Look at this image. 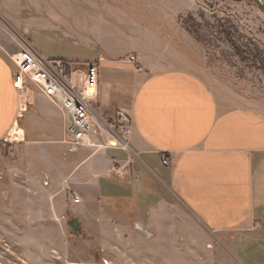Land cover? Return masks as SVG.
<instances>
[{
    "label": "crops",
    "instance_id": "obj_1",
    "mask_svg": "<svg viewBox=\"0 0 264 264\" xmlns=\"http://www.w3.org/2000/svg\"><path fill=\"white\" fill-rule=\"evenodd\" d=\"M72 5L83 7L87 21L97 20L96 8L88 9L97 0H35V32H54L62 43L86 49L47 58L28 39L32 31L26 38L9 28V9L20 11L21 0H0V169H13L5 158L12 144L35 164V230L48 232L68 213L100 245L135 236L167 244L178 230L202 229L220 236L241 264H264V110L218 95L185 53L156 34L132 44L138 69L109 54L103 37L68 32L57 22ZM22 46L66 61L78 83L87 65L97 63L94 108L108 117L119 109L132 116L131 151L72 148L59 105L36 87L21 94L14 86L11 55Z\"/></svg>",
    "mask_w": 264,
    "mask_h": 264
},
{
    "label": "rangeland",
    "instance_id": "obj_2",
    "mask_svg": "<svg viewBox=\"0 0 264 264\" xmlns=\"http://www.w3.org/2000/svg\"><path fill=\"white\" fill-rule=\"evenodd\" d=\"M90 8H96L97 20L87 21L83 7L72 5L57 24L96 40L103 37L107 52L125 60L137 55L132 44L150 42L156 34L185 53L218 95L264 110V11L254 0H97ZM9 14V28L26 38L32 31L28 39L47 58H73L86 50L62 43L57 33L35 32V0H21L20 11L9 9ZM11 146L5 158L13 169H0V264H241L220 236L202 229L178 230V239L174 233L167 244L135 236L100 245L87 230L74 235L69 221L75 217L68 213L48 224V232L35 230V164Z\"/></svg>",
    "mask_w": 264,
    "mask_h": 264
},
{
    "label": "built area",
    "instance_id": "obj_3",
    "mask_svg": "<svg viewBox=\"0 0 264 264\" xmlns=\"http://www.w3.org/2000/svg\"><path fill=\"white\" fill-rule=\"evenodd\" d=\"M12 60L18 67L14 86L19 93L29 87H36L43 95L57 103L65 116L66 140L76 149L90 147L101 150L107 147L131 151L133 133L132 116L122 109L112 117L100 115L94 108L98 97L99 67L89 64L83 72L82 82L78 84L76 71L61 59H45L28 46L14 52ZM103 56L99 55V61ZM129 61L138 69V55H131ZM27 101L20 104V112L26 111ZM163 163L168 164L167 158ZM74 197V202H79Z\"/></svg>",
    "mask_w": 264,
    "mask_h": 264
},
{
    "label": "water",
    "instance_id": "obj_4",
    "mask_svg": "<svg viewBox=\"0 0 264 264\" xmlns=\"http://www.w3.org/2000/svg\"><path fill=\"white\" fill-rule=\"evenodd\" d=\"M254 2L258 5V7L264 11V1L263 0H254ZM69 226L72 228L74 235L79 234V223L76 219L69 221Z\"/></svg>",
    "mask_w": 264,
    "mask_h": 264
},
{
    "label": "bare ground",
    "instance_id": "obj_5",
    "mask_svg": "<svg viewBox=\"0 0 264 264\" xmlns=\"http://www.w3.org/2000/svg\"><path fill=\"white\" fill-rule=\"evenodd\" d=\"M78 81H79V83H78V84H80V83H81V81H82V79H81V78H80V79L78 78ZM12 139H13V137H12Z\"/></svg>",
    "mask_w": 264,
    "mask_h": 264
}]
</instances>
